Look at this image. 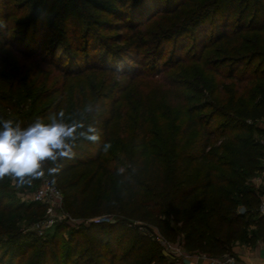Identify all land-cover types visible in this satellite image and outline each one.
<instances>
[{
	"label": "trees",
	"instance_id": "1",
	"mask_svg": "<svg viewBox=\"0 0 264 264\" xmlns=\"http://www.w3.org/2000/svg\"><path fill=\"white\" fill-rule=\"evenodd\" d=\"M118 2L112 10L115 19L123 21L112 28H123L127 32L139 30L154 11L180 14L181 18L191 19L182 25V32L192 29L200 35L197 39L200 52L194 60L200 62L202 52L218 44L224 55L217 67L208 68L229 83L227 88L214 85L226 91L224 98L191 105L182 112V121L175 132V144L163 147L165 150L154 148L148 141L146 105L137 115L130 139L131 152L118 162L103 158L101 146L90 151L85 138L76 141L75 155L58 161L60 171L53 181L66 179L62 188L75 210L82 207L87 210L96 192V214L108 210L122 215V219L93 222L81 231L71 230L69 240L65 242L62 264H70L76 257L83 259L87 255L91 264H173L149 225L156 227L168 241L180 237L181 246L188 254L219 257L232 254V247L237 242L252 244L257 240L264 245V214L259 212L264 191L254 189L249 183V179L261 170V160L264 159V143L257 138V134L264 137V130L256 126L258 121L264 122V0H164L162 4L160 0ZM191 9L189 14H183ZM67 11L71 14L74 8L70 6ZM204 22L212 28L208 38L206 31L201 29ZM86 36V50L90 49L92 53L85 54V70L120 69L124 73L127 68L134 69L122 62L120 67L113 65L107 57L118 52L110 47L104 48L101 61H97L95 52L100 50V44L88 30ZM157 37L155 39L158 40ZM7 41L3 37L1 44H8ZM158 43L153 49L155 59L160 52L163 53V44L160 46ZM34 48L32 45L28 51H16L22 56L32 57ZM139 49L140 46L136 45L134 52L138 54ZM134 54L116 57L120 60L130 58L136 64ZM72 57L75 59L76 55ZM173 57L182 61L179 51L176 53L172 49L166 66H172L169 64ZM235 60L249 67L255 62L261 65L251 73L248 70L235 72L239 68L236 65L228 71L221 70V66ZM55 66L61 67L58 62ZM80 69L78 65L76 69L68 66L61 70L80 74ZM218 90L212 89L210 93L214 95ZM24 96L18 97V104L3 106L11 113L4 120L11 119L26 127L37 117L45 120L58 113V102L53 103L50 112L39 108L42 100L50 95L33 102L25 111L27 103ZM17 106H21V110ZM203 108L210 111L197 113ZM217 115L222 120L216 121ZM72 120H81L79 108L72 116L65 117L66 122ZM94 122L96 126L101 124L100 128L106 132L108 118L99 117ZM191 132H194L193 137L189 139ZM46 166L56 165L49 162ZM9 181L8 177L0 180V250L6 246L0 251V264L4 263L7 254L22 258L27 248L26 243L18 239L21 228L17 224L23 206L11 203ZM38 181L24 186L33 188ZM133 221H141L145 225L129 226ZM83 236H86V243ZM126 242L128 245L124 249ZM46 248H43L37 264H46ZM10 263L14 264V261Z\"/></svg>",
	"mask_w": 264,
	"mask_h": 264
},
{
	"label": "rangeland",
	"instance_id": "2",
	"mask_svg": "<svg viewBox=\"0 0 264 264\" xmlns=\"http://www.w3.org/2000/svg\"><path fill=\"white\" fill-rule=\"evenodd\" d=\"M160 1L161 4L164 2ZM118 3V0H0V23L3 24V27H0V120L11 116L3 106L18 104L19 96L25 95L24 102L27 107L24 110L28 111L30 104L50 95L42 100L39 108L50 112L53 103L58 102V112L63 110L65 117L72 116L79 108L81 120L86 126H94V120L97 121L99 117L109 119L106 132L100 128L101 124L95 125L101 132L100 142L93 143L86 139V143L91 147L90 151H96L101 146L102 157L116 163L122 156L127 157L131 152L130 139L138 112L143 105H146L147 110L148 141L161 151L165 150L163 147L169 148L175 144V132L182 121L184 110L191 105L211 103L214 98L225 97L226 91L223 92L222 88H227L229 82L214 75L208 68L217 67L224 52L218 44H214L202 52L200 62L195 61L194 58L198 57L200 52L197 43L200 35L192 29L182 32V25L191 19L181 18L180 14L154 11L140 25L139 30L135 33L127 32L123 28H112L123 21L116 20L112 10ZM70 6L74 8L71 14L67 11ZM192 10L183 14H189ZM232 19L234 24V18ZM201 29L206 31L207 38L212 34L208 22H204ZM87 30L95 35L101 47L95 52L97 61H101L100 55L104 48L110 47L118 52L107 57L113 65L120 67L122 62L123 65L129 64L134 69L127 68L124 73L120 69L85 70V54L92 53V50H86ZM156 36L158 40L155 39ZM3 37L8 40V44H1ZM158 41L160 46L163 44V53L160 52L157 56L156 59L160 61L157 64L153 49ZM32 45L35 47L32 57L22 56L16 51H28ZM136 45L140 46L138 54L134 52ZM172 49L176 53L179 51L182 61L173 57L169 64L172 66L169 67L166 65ZM125 53H136L134 55L138 64L130 58L120 60L116 57H124ZM73 55H76L75 59ZM238 61L227 62L221 66V70L228 71L236 65L239 68L235 72L248 70V73H251L261 65L255 62L249 67L247 64L240 65ZM57 62L61 67L55 66ZM78 65L82 69L80 74L61 70L68 66L76 69ZM228 87L230 88V84ZM212 89L219 90L212 95ZM89 105L92 107L90 112L87 111ZM17 107L21 110V106ZM209 111V108H203L197 113ZM215 117L216 121L222 120L219 115ZM256 126L264 130V122L258 121ZM193 133H190L189 139L193 137ZM257 138L264 143L263 136L257 134ZM105 143L111 145L107 150H104ZM9 180L11 203L23 206L19 212L21 219L17 224L21 228V237L18 239L25 242L27 248L22 258L20 255L7 254L3 264H11L12 260L14 264H37L44 247H47L48 251L46 264H54L56 261L62 264L65 242L69 240L71 230L81 231L93 222H114L122 219V215L108 210L96 214V192L89 201L87 210L83 207L75 210L70 205L67 192L62 188L66 179L55 183L53 177L45 176L33 188L18 186L15 180ZM45 180L53 182L59 188L61 198L56 205L36 203L32 200L33 194ZM249 183L254 189L264 191V159L261 160V170L249 179ZM128 225L145 224L133 221ZM149 227L157 241L158 236L163 237L156 227ZM84 233L86 234L85 231ZM86 236H83L85 243ZM180 240V237H177L169 242L181 246ZM259 243L257 240L252 244L237 242L234 246L237 245L240 249L248 248L254 252ZM127 245L128 242L125 243L124 249ZM160 246L164 252L163 246ZM5 247L2 246L0 251ZM227 255L232 257L234 253ZM168 259L173 263L178 259L180 262L186 260L185 257H177L175 261L171 257ZM70 264L91 263L87 255L83 259L76 257Z\"/></svg>",
	"mask_w": 264,
	"mask_h": 264
},
{
	"label": "clouds",
	"instance_id": "3",
	"mask_svg": "<svg viewBox=\"0 0 264 264\" xmlns=\"http://www.w3.org/2000/svg\"><path fill=\"white\" fill-rule=\"evenodd\" d=\"M87 111H92L90 105ZM81 137L99 143L101 132L83 120L66 122L63 110L50 115L47 122L37 117L26 127L11 119L0 120V180L8 177L18 186H31L45 176L54 177L60 171L58 161L75 155V143ZM110 146L105 143L104 150ZM49 162L56 166H46Z\"/></svg>",
	"mask_w": 264,
	"mask_h": 264
},
{
	"label": "built area",
	"instance_id": "4",
	"mask_svg": "<svg viewBox=\"0 0 264 264\" xmlns=\"http://www.w3.org/2000/svg\"><path fill=\"white\" fill-rule=\"evenodd\" d=\"M61 198V193L59 191V188L51 181L45 180L42 182L40 187L35 191L33 194L32 200L36 202H41L48 205H56ZM260 213L264 214V201L260 203L259 206ZM159 243L163 246L164 254L168 257H171L176 260L177 257H185L186 258V252L183 249L182 246H177L174 243L169 242L163 237H157ZM187 262V260L183 259V262L175 261L173 264H184ZM232 263V257L229 255H221L219 257H210L207 260V264H231Z\"/></svg>",
	"mask_w": 264,
	"mask_h": 264
},
{
	"label": "crops",
	"instance_id": "5",
	"mask_svg": "<svg viewBox=\"0 0 264 264\" xmlns=\"http://www.w3.org/2000/svg\"><path fill=\"white\" fill-rule=\"evenodd\" d=\"M256 251H250L248 248L240 249L235 245L232 247V263L231 264H264V245L260 242ZM207 257L204 254H188L186 252V260L189 264H207Z\"/></svg>",
	"mask_w": 264,
	"mask_h": 264
}]
</instances>
